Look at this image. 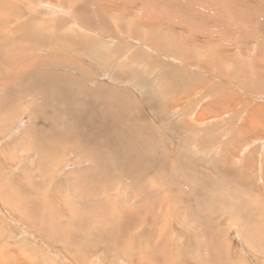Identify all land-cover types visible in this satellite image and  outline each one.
<instances>
[{
    "label": "rangeland",
    "instance_id": "1",
    "mask_svg": "<svg viewBox=\"0 0 264 264\" xmlns=\"http://www.w3.org/2000/svg\"><path fill=\"white\" fill-rule=\"evenodd\" d=\"M46 1L0 0V264H264V0Z\"/></svg>",
    "mask_w": 264,
    "mask_h": 264
},
{
    "label": "bare ground",
    "instance_id": "2",
    "mask_svg": "<svg viewBox=\"0 0 264 264\" xmlns=\"http://www.w3.org/2000/svg\"><path fill=\"white\" fill-rule=\"evenodd\" d=\"M45 1H46V0H45ZM77 1H78V0H77ZM77 1H76V2H77ZM80 1H81V0H80ZM47 2H48V0L46 1V3H47ZM49 2H50V0H49ZM61 2H62V1H61ZM72 2L76 3V2L73 1V0H72ZM118 2H119V1H118ZM126 2H129V1L126 0ZM131 2H133V0H132ZM40 3H43V1H41ZM40 3H39V4H40ZM54 3H55V2H54ZM67 3H69L68 5H70V2L67 1ZM124 3H125V2H124ZM0 4H1V3H0ZM58 4H59V3H58ZM72 4H73V3H71V5H70L69 7H71ZM77 4H78V2H77ZM1 5H2V4H1ZM28 5H29V4H28ZM40 5H41V4H40ZM53 5H54V4H53ZM53 5H52V7H53ZM100 5H101V4H100ZM125 5H126V4H125ZM181 5H182V4H181ZM38 6H39V5H38ZM49 6H50V5H49ZM54 6H55V5H54ZM1 8H3V7H1ZM29 8H30V7H29ZM62 8H63V7H62ZM71 8H72V7H71ZM120 8H121V7H120ZM73 9H75V8H72L71 10H73ZM96 9H97V8H96ZM121 9H122V8H121ZM1 10H2V9H1ZM84 10H85V9H84ZM9 11H10V10H9ZM85 11H87V10H85ZM13 12H14V11H13ZM66 12L68 13V11H66ZM69 12H70V11H69ZM121 12H125V13H126V11H122V10H121ZM221 12H222V11H221ZM4 13H5V12H4ZM70 13H71V12H70ZM74 13L77 14L76 11H75ZM121 14H122V13H121ZM127 14H128V13H127ZM124 15H126V14H124ZM1 16H2V15H1ZM3 16H4V14H3ZM7 16H8V15L5 16V17H6V21H7V18L10 17V16H8V17H7ZM74 16H75V15H74ZM86 16H87V18L89 17L88 15H86ZM91 16H92V15H91ZM122 16H123V15H122ZM11 17H12V16H11ZM78 17H79V16H78ZM2 18H3V17H2ZM2 18H0V20H1ZM89 19H90V18H89ZM232 19H233V18H232ZM80 20H81V19H80ZM120 20H121V18H120ZM234 20H235V19H234ZM236 20H237V19H236ZM2 21H3V20H2ZM8 21H9V19H8ZM82 21H83V20H82ZM88 21H89V20H88ZM127 21H128V20H127ZM263 21H264V20H263ZM83 22H84V21H83ZM90 22H91V21H90ZM119 22H120V21H119ZM134 22H135V21H134ZM232 22H233V21H232ZM245 22H246V21H245ZM261 22H262V21H261ZM9 23H10V22H9ZM121 23H123V22H121ZM121 23H120V24H121ZM0 24H1V22H0ZM4 24H5L4 26H6L7 23H4ZM129 24H130V23H129ZM131 24H132V23H131ZM2 25H3V24H2ZM103 25H104V24H103ZM112 25H114V29H115V24H112ZM249 25H250V24H249ZM21 26H22V25H21ZM86 26H87V25H86ZM94 26H95V25H94ZM109 26H110V24L108 25V27H109ZM118 26H119V27H118V29H119V28H120V25H118ZM261 26H262V25H261ZM6 27H9V26H6ZM237 27H238V26H237ZM70 28H71V27H70ZM78 28H80V27H78ZM90 28H91V27H89V29H90ZM123 28H124V27H123ZM5 29H6V28H5ZM80 29H81V31H82L83 33L85 32V29H84V31H83L82 28H80ZM87 29H88V28H87ZM95 29H96V28H95ZM111 29H112V28H111ZM116 29H117V28H116ZM116 29H115L114 31H116ZM217 29H218V28H217ZM250 29H251V28H250ZM2 30H3V29H2ZM6 30H9V28L6 29ZM15 30H17V29H15ZM15 30H13V32H14ZM105 30H107V29L105 28ZM120 30H121V29H120ZM87 31H88V30H87ZM89 31H90V30H89ZM92 31H93V29H92ZM99 31H100V30H99ZM248 31H249V30H248ZM102 32H103V31H102ZM117 32H118V31H117ZM120 32H122V30H121ZM10 33H12V32L10 31ZM64 33H65V32H64ZM66 33H67V32H66ZM110 33H111V32H110ZM118 33H119V32H118ZM1 34H2V33H1ZM6 34H7V32H5V35H6ZM61 34H62V33H61ZM112 34H113V33H112ZM123 34H124V33H123ZM69 35H70V34H69ZM88 35H89V34H87V36H88ZM104 35H105V34H104ZM121 35H122V34H121ZM132 35H133V33H132ZM204 35H205V34H204ZM9 36H10V35H9ZM9 36H8V37H9ZM82 36H84V35H82ZM115 36H116V35H115ZM122 36H123V35H122ZM122 36H121V37H122ZM141 36H142V35H141ZM260 36H261V35H260ZM1 37H2V36H1ZM84 37H86V36H84ZM95 37H96V36H95ZM3 38H4V36H3ZM3 38H2V39H3ZM48 38H49V37H48ZM97 38H98V37H97ZM111 38H112V37H111ZM115 38H116V37H115ZM142 38H143V37H142ZM146 38H147V37H146ZM247 38H249V37H247ZM250 38H251V37H250ZM0 39H1V38H0ZM5 39H6V38H5ZM5 39H3V40L5 41ZM62 39H63V38H62ZM116 39H117V38H116ZM259 39H260V38H259ZM48 40H50V39H48ZM64 40H65V39H63V41H64ZM90 40H91V39H90ZM104 40H105V39H104ZM56 41H57V40H56ZM115 41H116V40H115ZM127 42H128V41H127ZM3 43H6V41L3 42ZM10 43H11V42H10ZM62 43H63V42H62ZM64 43H66V42H64ZM64 43H63V44H64ZM90 43H91V41H90ZM1 44H2V43H1ZM46 44H47V43H46ZM58 44H59V43H58ZM131 44H132V43H131ZM164 44H165V43H164ZM11 45H12V44H11ZM55 45H56V44H55ZM59 45H60V44H59ZM87 45H88V44H87ZM112 45H113V44H112ZM146 45H147V44H146ZM65 46H66V44H65ZM89 46H90V44H89ZM89 46H88V47H89ZM128 46H129V45H128ZM130 46H131V45H130ZM148 46H149V45H148ZM165 46H166V45H165ZM120 47H121V46H120ZM55 48H56V47H55ZM131 48H132V47H131ZM156 48H157V47H156ZM195 48H196V47H195ZM56 49H57V48H56ZM127 49H128V48H127ZM185 49H186V48H185ZM87 50H88V49H87ZM155 50H156V49H155ZM169 50H170V48H169ZM169 50L166 49V52L169 51ZM188 50H189V49H188ZM262 50H263V49H262ZM157 51H158V50H157ZM2 52H3V51H2ZM160 52H161V51H160ZM169 52H170V51H169ZM237 52H238V51H237ZM0 53H1V52H0ZM189 53H190V52H189ZM1 54H2V53H1ZM1 54H0V55H1ZM46 54H49V53H46ZM46 54H44V55H46ZM162 54H163V52H162ZM187 54H188V53H187ZM200 54H201V53H200ZM42 55H43V54H42ZM156 55H157V54H156ZM167 55H168V54H167ZM50 56H51V55H50ZM53 56H54V55H53ZM56 56H57V54H56ZM158 56H159V54H158ZM168 56H169V55H168ZM252 56H253V55H252ZM1 57H2V55H1ZM12 57H13V56H12ZM165 57H167V56L165 55ZM186 57H188V56H186ZM186 57H184V59H185ZM240 57H241V56H240ZM242 57H243V56H242ZM49 58H50V57H49ZM52 58H53V57H52ZM160 58H161V57H160ZM253 58H254V57H253ZM258 58H259V57H258ZM3 59H4V58H3ZM190 59H191V58H190ZM1 60H2V59H1ZM97 60H98V59H97ZM194 60H195V59H194ZM200 61H201V60H200ZM210 61H211V60H210ZM40 62H41V61H39V63H40ZM68 62H69V61H68ZM202 62H203V61H202ZM217 62H218V61H217ZM249 62H250V61H249ZM252 62H253V61H252ZM65 63H66V62H65ZM65 63H64V64H65ZM197 63H198V61H197ZM214 64H215V63H214ZM0 65H1V64H0ZM73 65H74V64H73ZM2 66H3V65H2ZM250 66H251V65H250ZM70 67H71V66H70ZM147 67H148V65H147ZM145 69H146V68H145ZM226 69H227V68H226ZM252 69H253V68H252ZM202 70H203V68H202ZM53 71H54V70H53ZM145 71H147V70H145ZM145 71H143V72H145ZM210 71H211V70H210ZM251 71H252V70H250V72H251ZM252 72H253V71H252ZM70 73H71V72H70ZM103 73H104V72H103ZM149 73H151V72H149ZM226 73H227V72H226ZM3 74H4V72H3ZM84 74H85V73H84ZM152 74H153V73H151V75H152ZM229 74H230V72H229ZM55 75H56V74H55ZM114 76H115V75H114ZM249 76H250V75H249ZM59 77H60V76H59ZM71 77H72V76H71ZM212 77H213V76H212ZM6 78H7V77H6ZM57 78H58V77H57ZM93 78H94V77H93ZM60 79H61V78H60ZM74 81H75V80H74ZM74 81H73V82H74ZM2 84H3V83H2ZM72 84H73V83H72ZM101 85H102V84H101ZM204 87H206V86H204ZM198 91H199V90H198ZM249 93H250V92H249ZM262 93H263V92H262ZM47 94H48V93H47ZM165 95H166V94H165ZM193 95L195 96V94H193ZM48 96H49V95H48ZM198 96H199V95H198ZM165 97H166V96H165ZM32 98H33V97H32ZM166 98H167V97H166ZM195 98H196V97H195ZM34 99H35V98H34ZM178 101H179V99H178ZM178 101H177V102H178ZM197 101H198V100H197ZM166 102H167V101H166ZM28 103H29V101H28ZM164 105H165V104H164ZM197 105H198V104H197ZM177 106H178V105H177ZM162 108H163V107H162ZM176 108H177V107H176ZM177 109H178V108H177ZM175 110H176V109H175ZM263 111H264V110H263ZM258 113H259V112H258ZM92 118H93V117H92ZM164 118H165V117H164ZM257 118H258V117H257ZM56 122H57V121H56ZM163 123H164V121H163ZM199 123H200V122H199ZM196 124H197V123H196ZM190 125H193V124H190ZM252 125H253V124H252ZM254 125H255V124H254ZM197 127H198V126H197ZM245 127H246V126H245ZM220 129H221V128H220ZM253 129H254V128H253ZM256 129H257V128H256ZM259 129H260V128H259ZM166 137H167V136H166ZM158 138H159V137H158ZM231 140H232V139H231ZM156 141H157V140H156ZM249 145H250V144H249ZM244 146H245V145H244ZM78 147H79V145H78ZM85 149H86V148H85ZM224 149H225V148H224ZM89 150H90V149H89ZM224 152H225V151H224ZM87 154H88V152H87ZM258 155H259V154H258ZM58 159H60V158H58ZM61 159H62V158H61ZM168 159H169V158H168ZM62 160H63V159H62ZM63 161H64V160H63ZM55 163H56V161H55ZM53 165H55V164H53ZM48 167H49V166H48ZM131 167H132V166H131ZM215 167H216V166H215ZM72 168H73V167H72ZM123 168H124V167H123ZM121 169H122V168H121ZM126 170H127V169H126ZM215 170H216V169H215ZM123 171H125V170H123ZM127 171H128V170H127ZM131 171H132V169H131ZM125 172H126V171H125ZM263 172H264V171H263ZM52 173H53V172H52ZM79 175H80V174H79ZM80 176H81V175H80ZM87 177H88V176H87ZM261 177H262V176H261ZM76 178H77V176H76ZM78 178H79V177H78ZM82 178H83V177H82ZM91 181H92V180H91ZM92 182H93V181H92ZM80 183H81V182H80ZM53 184H54V183H53ZM89 184H90V183H89ZM91 184H92V183H91ZM96 184H97V182H96ZM42 186H43V185H42ZM80 187H81V185H80ZM84 187H85V186H84ZM52 188L54 189V185H53ZM81 188H82V187H81ZM81 188H80V189H81ZM78 189H79V188H78ZM94 189H95V187H94ZM82 190H83V189H82ZM87 191H88V190H87ZM93 191H94V190H93ZM98 191H99V190H98ZM152 192H153V191H152ZM13 193H14V191H13ZM90 193H91V191H90ZM7 194H8V193H7ZM7 194H6V195H7ZM92 195H93V194H92ZM147 195H148V193H147ZM152 196H153V193H152ZM143 197H145V196H143ZM148 198H149V197H148ZM4 199H5V198H4ZM4 199H3V200H4ZM69 200H70V199H69ZM71 200H72V199H71ZM143 200H144V199H143ZM34 201H35V200H34ZM34 201H33V202H34ZM148 201H151V200L149 199ZM154 201H155V200H154ZM154 201H153V202H154ZM33 202H31V203H33ZM145 202H146V201H145ZM158 202H159V200H158ZM146 203H147V202H146ZM148 203H150V202H148ZM151 203H152V202H151ZM151 203H150V204H151ZM69 204H70V203H69ZM152 204H153V203H152ZM157 204H158V203H157ZM131 205H132V204H131ZM73 206H74V205H73ZM73 206H72V207H73ZM128 206H129V205H128ZM129 207H130V206H129ZM129 207L127 208L128 211H127V209L123 211V214H124L125 211H127V212L129 213V209H130ZM124 208H126V205H125ZM133 208H134V207L132 206L131 209H133ZM81 209H82V208H81ZM122 209H123V207L121 208V210H122ZM151 209H152V208H151ZM151 209H150V210H151ZM93 210H94V209H93ZM140 210H142V209H140ZM140 210H139V211H140ZM155 210H156V209H155ZM166 210H167V209H166ZM168 210H169V209H168ZM90 211H91V210H90ZM130 211H134V210H130ZM151 211H152V210H151ZM151 211H150V212H151ZM84 212H85V211H84ZM94 212H95V211H94ZM94 212H93V213H94ZM101 213H102V212H101ZM38 214H39V213H38ZM71 214H72V213H71ZM73 214H74V213H73ZM82 214H83V213H82ZM90 214H91V213H90ZM97 214H98V213H97ZM129 214L131 215V217H133L132 212L129 213ZM133 214H134V213H133ZM135 214H136V213H135ZM154 214H155V213H154ZM48 215H49V214H48ZM92 215H93V214H92ZM92 215H91V216H92ZM125 215H126V214H125ZM125 215H124V218H125ZM162 215H163V213H162ZM2 216H3V215H2ZM12 216H13V215H12ZM74 216H75V215H73V217H74ZM88 216H89V215H88ZM104 216H105V215H104ZM152 216H153V215H152ZM70 217H71V216H70ZM75 217H77V216H75ZM93 217H94V216H93ZM134 217H135V216H134ZM146 217H147V216H146ZM164 217H165V214H164ZM172 217H173V216H172ZM13 218H14V217H13ZM67 218H68V217H67ZM77 218H78V217H77ZM97 218H98V217H97ZM114 218H115V217H114ZM114 218L112 219V221L114 220ZM28 219H29V218H28ZM91 219H92V218H91ZM94 219H95V217H94ZM94 219H93V223H94ZM121 219H123V218H121ZM127 219H128V218H126L125 221H127ZM134 219H135V218H134ZM158 219H160V218H158ZM36 220H37V219H36ZM74 220H75V219H74ZM77 220H78V219H77ZM79 220H80V219H79ZM88 220H90V219H88ZM88 220H87V222H88ZM116 220H117V219L115 218V221H116ZM136 220H137V219H136ZM139 220H141V218H140ZM144 220H145V219H144ZM173 220H174V219H173ZM99 221H100V220H99ZM103 221H104V220H103ZM105 221H106V220H105ZM125 221H124V222H125ZM154 221H155V220H154ZM161 221H162V220H160V222H161ZM163 221H164V219H163ZM163 221H162V223L165 222V221H164V222H163ZM72 222H73V221H72ZM74 222H75V221H74ZM74 222H73V225H74ZM77 222H78V221H77ZM80 222H81V220H80ZM85 222H86V221H85ZM128 222H129V221H128ZM128 222H126V223H128ZM131 222H132V221H131ZM158 222H159V220H158ZM160 222H159L158 226H160ZM196 222H197V221H196ZM82 223H83V222H82ZM88 223H90V222H88ZM93 223H90V224L93 225ZM97 223H99V222H97ZM97 223H95V225H96ZM107 223H108V222H107ZM113 223H114V222H113ZM141 223H142V222H141ZM156 223H157V221H156ZM178 223H179V222H178ZM77 224L79 225V223H77ZM84 224L86 225V223H84ZM101 224H102V223H101ZM111 224H112V223H111ZM122 224H123V223H122ZM172 224H173V221H172ZM80 225H81V224H80ZM99 225H100V224H99ZM126 225H127V224H126ZM132 225H134V224L132 223ZM139 225H140V224H139ZM146 225H147V224H146ZM161 225H163V224H161ZM164 225H165V224H164ZM75 226H77V225H75ZM115 226H116V225H115ZM120 226H125V224L120 225ZM120 226H118V228H119ZM141 226H142V224H141ZM125 227H126V226H125ZM125 227H123V228L125 229ZM147 227H148V226H147ZM172 227H173V226H172ZM192 227H193V226H192ZM27 228H28V227H27ZM78 228H80V227H78ZM81 228H82V226H81ZM99 228H100V227H99ZM121 228H122V227H121ZM126 228H128V230H129V235H131L130 233H131L132 231H130V229H131V228H134V227L131 226V228H130V227L127 225ZM129 228H130V229H129ZM158 228H159V227H158ZM160 228H161V227H160ZM162 228H163V227H162ZM162 228H161V229H162ZM173 228H174V227H173ZM28 229H29V228H28ZM106 229H107V228H106ZM108 229H112V228H108ZM119 229H120V228H119ZM169 229H170V228H169ZM112 230H113V229H112ZM112 230H111V231H112ZM121 230H122V229H120V233H121ZM125 230H126V229H125ZM173 230H174V229H173ZM51 231H52V230H51ZM76 231H77V230H76ZM94 231H95V230H94ZM98 231H99V230H98ZM105 231H106V230H105ZM114 231H115V229H114ZM118 231H119V230H118ZM162 231H163V230H162ZM169 231H170V230H169ZM125 232H126V231H125ZM174 232H175V231H174ZM115 233H116V232H115ZM118 233H119V232H118ZM118 233H116L115 235H117ZM120 233L118 234L119 236H120ZM162 233H163V232H162ZM170 233H171V232H170ZM76 234H77V232H76ZM91 234H92V233H91ZM111 234H112V233H111ZM124 234H125V233H124ZM124 234H123V236H124ZM127 234H128V233L126 232L125 236H126ZM166 234H169V233L166 232ZM166 234H165V236H168V235H166ZM45 235H46V234H45ZM77 235H78V234H77ZM113 235H114V234H113ZM118 235H117V236H118ZM129 235H128V237H131V236H129ZM78 236H79V235H78ZM117 236H115V237H117ZM119 236H118V237H119ZM165 236H164V238H165ZM84 237H85V236H84ZM87 237H88V236H87ZM162 237H163V236H162ZM169 237H171V235H169ZM132 238H133V237H132ZM174 238H175V237H174ZM174 238H173V239H174ZM84 239H85V238H84ZM119 239H120V238H119ZM121 239H122V236H121ZM123 239H124V238H123ZM123 239H122V240H123ZM125 239H126V238H125ZM133 239H134V238H133ZM140 239H141V238H140ZM160 239H161V238H160ZM167 239H168V238H167ZM170 239H171V238H170ZM67 240H68V239H67ZM114 240H115V239H114ZM129 240H130V238L127 239V241H129ZM165 240H166V238H165ZM82 241H83V240H82ZM127 241L125 240V242H127ZM132 241H133V240H132ZM137 241H138V240H137ZM162 241H163V239H162ZM42 242H43V241H42ZM115 242H116V240H115ZM115 242H114V243H115ZM117 242H119V241H117ZM123 242H124V241H123ZM130 242H131V240H130ZM153 242H154V241H153ZM163 242H164V241H163ZM51 243H52V242H51ZM86 243H87V242H86ZM119 243H120L119 245L122 246L121 242H119ZM154 243H155V242H154ZM165 243H166V241H165ZM82 244H83V243H82ZM115 244H116V243H115ZM130 244H131V243H130ZM130 244H129V245H130ZM163 244H164V243H163ZM169 244H170V243H169ZM169 244H168V245H169ZM72 245H73V244H72ZM83 245H85V244H83ZM83 245H82V246H83ZM169 246H170V245H169ZM175 246H176V245H175ZM210 246H211V245H210ZM128 247H131V246H128ZM147 247H148V246H147ZM167 247H168V246H167ZM121 248H122V247H121ZM124 248L127 249L126 246H125ZM124 248H123V249H124ZM159 248H160V247H159ZM171 248H172V247H171ZM171 248H170V249H171ZM73 249H74V248H73ZM123 249H122V250H123ZM130 249H131V248H130ZM157 249H158V248H157ZM210 249H211V248H210ZM131 250H132V249H131ZM133 250H134V249H133ZM140 250H141V249H140ZM140 250H139V251H140ZM79 251H80V250H79ZM117 251H118V250H117ZM146 251H147V250H146ZM148 251H150V250H148ZM141 252H142V251H140V253H141ZM154 252H155V251H154ZM160 252H161V251H160ZM175 252H176V251H175ZM123 253H124V252H123ZM136 253H137V252H136ZM136 253H135V254H136ZM146 253H147V252H146ZM141 254H142V253H141ZM150 254L153 255L154 253L149 252V255H150ZM162 254H164V253H162ZM112 255H113V254H112ZM128 255H129V254H128ZM137 255H138V253H137ZM164 255H167V254H164ZM169 255H170V254H169ZM126 256H127V255H126ZM142 256H143V255H142ZM146 256H147V255H146ZM155 256H156V255H155ZM171 256H172V255H171ZM191 256H192V255H191ZM153 257H154V256H152V258H153ZM187 257H188V256H187ZM148 258H149V257H148ZM148 258H145V259L148 260ZM150 258H151V256H150ZM157 258H158V257H157ZM173 258H174V257H173ZM104 259H105V258H104ZM133 259H135V258L133 257ZM140 259H141V258H140ZM142 259H144V258H142ZM154 259H155V260H158V259H156V258H154ZM147 260H146V263H147ZM162 260H163V259H162ZM173 260H174V259H173ZM180 260H181V259H180ZM182 260H183V259H182ZM182 260H181V261H182ZM189 260H190V258H189ZM100 261H101V259H100ZM148 261H149V260H148ZM152 261H153V260H152ZM169 261H170V260H169ZM174 261H175V260H174ZM176 261H177V260H176ZM153 262H155V261H153ZM157 262H158V261H157ZM163 262H164V261H163ZM187 262H188V261H187ZM144 263H145V262H144ZM146 263H145V264H146ZM170 263H171V262H170ZM174 263H175V262H174ZM179 263H182V262L179 261ZM131 264H133V263H131ZM151 264H152V263H151ZM154 264H157V263L155 262ZM175 264H176V263H175ZM190 264H193V263L190 262Z\"/></svg>",
    "mask_w": 264,
    "mask_h": 264
}]
</instances>
